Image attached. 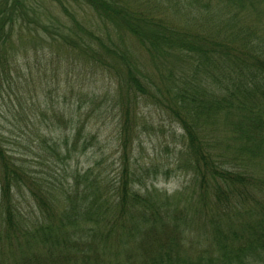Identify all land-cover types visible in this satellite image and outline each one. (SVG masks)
Segmentation results:
<instances>
[{
    "label": "trees",
    "instance_id": "obj_1",
    "mask_svg": "<svg viewBox=\"0 0 264 264\" xmlns=\"http://www.w3.org/2000/svg\"><path fill=\"white\" fill-rule=\"evenodd\" d=\"M73 1L92 8L95 28H84L88 36L74 40L67 32L47 23L44 31L59 44L51 53L55 66L49 67L52 82L48 94L55 97L48 106L44 100L41 102V91L32 95L29 87L22 89L26 95L20 92L22 98L10 101L18 106L14 105L17 134L12 135V130H8L5 135L0 130V264H118L120 261L112 260L111 256H119L123 251L139 252L147 242L145 236L157 232L154 236L157 241L165 236L164 249H158L160 254L155 258V251H146L147 261L142 264H180L185 259L179 252L191 256L183 244L186 232L180 225L191 212L178 211L180 191L169 196L160 193L162 189L146 186L139 178L143 165L133 154V143L141 134L139 126L146 123L141 116L148 106L173 118L184 131L177 140L179 150L165 163L173 165L163 172L165 178L170 171L175 173L179 166H184L192 174V187H203L219 177L230 182L227 187L211 188L207 196L195 202L210 200L215 204L216 214L208 217L211 227L198 236L205 239L204 252L213 253L212 264L225 261L234 247L235 252L262 249L264 253V216L255 219L250 208L245 211L228 200V196L236 197L241 189L246 190L237 184L248 183L257 157H264L263 27L255 26V20L248 15V27L239 29V15L235 12L247 8L259 24L264 19V10L260 12L255 2L226 0L230 15L217 23V17L209 13L212 0H175V8L163 16L150 12V4L161 5L162 0ZM16 2L11 0L8 4L4 0L7 5L4 9L0 0V52L13 35ZM21 7L25 17L20 16L26 22H30L32 12L35 17L40 15L22 3ZM116 31L120 32L119 37ZM109 32L112 36L105 40ZM124 34L147 50L152 46L150 51L161 57L151 54L147 69L129 66L122 69L108 63L107 56L114 53L111 47L114 40H123ZM79 56L87 66L106 62L122 73V77L114 83L97 86L76 72V66L63 67L64 62ZM119 59L126 64L124 57ZM184 64L183 71L192 67L196 73L189 81L185 73L176 75ZM8 69L9 65L5 64L4 71ZM40 69L45 71L46 66ZM74 74L76 83L68 85ZM201 81L210 82L208 97L203 90L194 93ZM41 82L40 79V88ZM68 87L71 91L66 95ZM73 96L77 104L70 105ZM26 98H36L32 102L35 111L28 112L32 117L23 110ZM117 106L122 154L109 177L110 183L107 184L101 172L104 168H99L90 178L94 167L80 172L70 164L61 168L53 165V157L67 160L79 151L69 143L71 137L78 139L82 135L81 123L88 116L93 126L97 117L105 116L106 110L112 112ZM69 107L76 109L72 111ZM81 110L85 112L83 119L78 117ZM54 117L65 119L75 130L74 134L61 138L64 157L58 147L60 136L45 134L40 129L41 120L54 121ZM116 120L117 116H113V122ZM34 125L38 128L30 129ZM30 155L35 156L33 161L28 160ZM198 208L200 211L201 207ZM55 214L56 226H45L43 221ZM202 216L206 214L200 211L198 217ZM90 237L88 241L86 238ZM127 238L132 244L124 248ZM59 240L71 247L67 257L58 258L62 246ZM41 243L44 249L38 250ZM78 244L85 246L76 249Z\"/></svg>",
    "mask_w": 264,
    "mask_h": 264
},
{
    "label": "rangeland",
    "instance_id": "obj_2",
    "mask_svg": "<svg viewBox=\"0 0 264 264\" xmlns=\"http://www.w3.org/2000/svg\"><path fill=\"white\" fill-rule=\"evenodd\" d=\"M58 1L63 3L60 4ZM212 1L213 4L209 13L216 16L217 23H219L226 19L230 15V12L227 10L224 3L226 0ZM244 1L246 3L255 2L258 5V8H261L259 9L260 12L264 10V0ZM10 3L11 0H8V4ZM21 3L31 11L36 13L39 12L40 15L35 17L32 12L30 22H26V19L20 16L23 13ZM16 4L17 6L14 7L16 19L11 28L13 35H10L3 46L4 50L0 52V130L5 135H8V130H12V135L17 134V128L14 126L17 125L16 119L14 118V105L16 107L18 106L14 104L16 103L15 101L14 103H10V101L22 98L23 96L21 95L25 94V91L22 89L29 87L28 92L32 95H34V92L41 91L39 93L41 102L44 100L48 106L50 105V100L55 97L48 94V91L51 88H48V86L52 82L49 77V67L55 66L54 60L51 58V53L53 49H57L59 44L50 39L48 34L44 31L47 23L50 22L53 27L60 28L63 32H67V34L71 36L70 38L74 40L78 37L81 39L82 37L88 36L85 29L93 30L96 25L93 15L94 11L85 3L78 4L73 0H17ZM1 6L4 7V9L6 8L7 5L4 4V0H2ZM175 6V0H171L170 3H168V0H162L161 5H156L152 2L150 4V12L155 13L157 16H163L172 11ZM194 6H196V4H194ZM232 9H234V5H232ZM235 13L239 15V29L246 30L248 27L247 17L249 15L255 20V26L262 25L264 33V19H261V23L259 22L258 24L255 14L250 13L247 8H240L236 10ZM36 21L40 23H37ZM235 28H238V26H235ZM116 33L117 37H119L120 32L116 31ZM111 36L112 32H109L106 34L105 40L109 39ZM165 36L168 35L166 34ZM116 42L117 45H114ZM114 43L111 46L114 48L112 50L114 53L107 56V61L114 66L120 65L122 69H125L126 66L147 69L150 66L149 58L151 54L154 57H161L157 52L150 51V49H153L152 46L147 50V48L142 47L128 34H124L123 40L115 39ZM208 47L212 49L210 45H208ZM233 52L237 53L236 50ZM240 52L243 54L245 53L244 51ZM251 53L254 54L255 52L252 51ZM119 57H124L126 64L120 60ZM245 57L248 60L246 55ZM5 64L9 65V69L4 71ZM73 65L76 66V72H80L79 74L82 77H88L97 86H99L100 83L107 85L114 83L116 79L122 77V73H118L115 68L106 65V62L104 63L103 61L99 62L97 65L95 62L91 66H87L82 62L79 56L78 59L72 57L69 61L63 63V67ZM43 66H46L45 71L40 69ZM83 66L86 68L81 72ZM184 66L185 64L182 66V70L177 69L176 75L179 76L181 73H185L186 79L189 81L191 76L196 75V73L193 71L192 67L183 71ZM45 73L47 74L46 77ZM75 77L76 75L74 74L69 80L68 85L76 83ZM40 79L43 81V83L41 82L42 88L39 87ZM209 83L210 82L208 81H201L199 86L194 89V93H200L201 90H203L205 92V97H208L209 93H211V86ZM213 87L216 89L215 84ZM70 91L71 88L68 87L66 89V95H69ZM20 92L22 93L21 95H19ZM75 98V96L70 98V102L72 101L70 105L77 104L73 101ZM35 99L36 98H26L27 103L25 106H33L23 107V110L30 117H32V115L28 112L35 111L34 104L32 103ZM69 108L72 111L76 109L75 107ZM19 110L20 108L18 111ZM119 111V106H117L112 112L106 110L105 116L107 117H97L93 126L90 125L91 118L88 116V119H86L84 123H81L82 135L78 139L71 137L72 142L69 143V146L73 144V146H77L79 151L82 152L76 151L71 159L62 161H58L53 157V165L57 168H61L70 164L72 168H79L80 172H83L90 166L94 167V174H92L90 178H93L99 172V168H104L101 172L104 174L107 184L110 183L109 177L112 174L113 169H116L119 165V159L122 154L119 140L121 127L118 126L117 114ZM142 112L144 114L141 116L142 120H146V123L144 126H139V128H141V134L133 143V154L139 158V164L143 165L139 178L142 179V182H144L146 186H154L158 190L162 189L164 191L159 190L160 193L169 196L180 191L179 198L181 207L178 211L191 212L187 219L180 222L181 227L184 228V231L186 232V238L183 240V244L189 249L191 256H185L179 252L181 257L185 259V262L179 263L212 264L211 260L214 258L213 253H210L209 255V253L204 252L205 239L198 238V236L202 235L207 229H209V227H211L210 222H208V217L209 214H216V211L214 210L215 204L210 200H206V202L200 204H195V202L198 198H204L207 196L210 193L211 188H214L217 185L227 187L230 185V182L223 177H219L215 181L206 183L203 187H192V174L185 169L184 166H179L175 170V173L170 171V175L165 178L163 172L173 167L171 163H165L172 159L175 156V153L179 150L177 140L184 131L179 123L173 118L168 117L164 112H159V110L152 106L145 107ZM48 114L51 116V112H48ZM113 116H117L115 122H113ZM78 117L83 119L85 117V112L81 110ZM18 118L19 116L17 115V119ZM53 120L54 121L50 119L41 120L40 129L45 132V134L60 136V144L58 147L60 148L61 157H64L66 154L64 151L63 139L61 138L69 133H71V135L74 134L75 130L72 129V126L61 117H54ZM34 127L37 126H31L30 129ZM204 129L205 127L203 126L202 130ZM20 138L24 139L23 137ZM13 139H15V137ZM11 149L16 152L14 147ZM41 153L46 154L44 152ZM32 159H35V156L32 158V155H30V159L28 160ZM246 164L249 163L246 162ZM252 167L254 170H251L253 174L249 177V182H239V184H237L240 187H246V190L241 189L236 197L228 196V200L235 202L239 208H242L245 211L250 208L251 212L255 215V219H260L264 216V157H257L255 164ZM246 169L249 170L248 168ZM233 181L235 180L233 179ZM15 197L20 199L18 193H15ZM24 207H26V202H24ZM198 207H201L200 211L203 214H206V216L198 217L200 212ZM197 211L199 212L196 213ZM192 212H195L196 215L192 214ZM233 217L235 218V216ZM43 224L52 228L56 226V214L48 216L43 221ZM115 230L119 229L116 228ZM157 234L158 232L156 235ZM156 235L150 237L145 236L147 242L144 248L139 252L123 251L119 256H111V259L119 260L120 263L118 264H142L143 261H147L146 251H155L154 258L157 257L160 254L158 253V249H164L165 244H163L162 241L165 239V236H163L159 242L154 238ZM86 239L89 241L91 240V237ZM109 240L115 239L110 238ZM247 240L253 239L249 238ZM59 242L62 244L60 240ZM131 244L132 243L129 242L127 238L124 243V248ZM240 245L241 244L238 246ZM83 246L85 245L78 244L75 248L83 249ZM209 247H211L210 243ZM70 248L71 247L66 246L65 243H63L59 248L60 254L58 255V258L67 257ZM37 249L43 250V243H41ZM261 250L235 252L234 247L232 252H229L225 261L215 262L213 264H264V253L262 252L263 250ZM174 264L178 263L174 262Z\"/></svg>",
    "mask_w": 264,
    "mask_h": 264
}]
</instances>
